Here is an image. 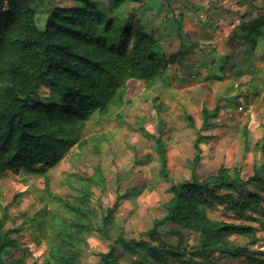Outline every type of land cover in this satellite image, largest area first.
Returning a JSON list of instances; mask_svg holds the SVG:
<instances>
[{
  "label": "rangeland",
  "instance_id": "374dc122",
  "mask_svg": "<svg viewBox=\"0 0 264 264\" xmlns=\"http://www.w3.org/2000/svg\"><path fill=\"white\" fill-rule=\"evenodd\" d=\"M94 1L111 15L124 18L133 13L139 19L152 38L156 55L162 56V77L150 88L138 79L127 81L122 97L91 114L80 143L54 166L39 164L0 175L3 229H16L12 234L15 244L6 254L18 264H58L49 257L43 222L46 230L48 222L57 225L55 216L63 218L61 224L71 219L62 200L93 207L100 219L102 211L120 195L114 216L127 237L137 238L149 229L153 219L162 215V204L172 196L169 181L178 183L191 177L187 161L194 157L193 140L202 123V103L211 109L219 100L221 109L213 126L202 130L206 138L201 144L197 178L216 172L221 165L247 177L263 160L264 22L258 34L242 27L264 17V0ZM79 4V0H37L35 23L42 28L52 6ZM61 94V89L43 85L33 102L48 105ZM154 97L158 98L155 102ZM189 114L193 125L188 123ZM155 137L163 142L160 150ZM247 191L260 198L257 205L253 202L245 208L242 216L239 210L213 200L206 212L211 218L249 225L250 232L234 233L230 239L237 245L257 240L250 246L252 256L258 253L264 264L260 212L264 211V180L246 182L230 193L242 201ZM86 236L77 264H95L97 253L107 251L110 243L95 230ZM166 238L178 241L176 236ZM114 253L120 264H153L149 256L142 252L132 256L120 245ZM227 258L218 255L211 262L246 264L243 257Z\"/></svg>",
  "mask_w": 264,
  "mask_h": 264
},
{
  "label": "trees",
  "instance_id": "16d2710c",
  "mask_svg": "<svg viewBox=\"0 0 264 264\" xmlns=\"http://www.w3.org/2000/svg\"><path fill=\"white\" fill-rule=\"evenodd\" d=\"M36 1L0 0V175L39 164L54 166L80 143L91 114L122 97L127 81L138 79L150 88L162 77V56L156 55L152 38L133 13L120 18L100 9L94 0H79L78 7H50L39 28L35 23ZM263 22L261 17L242 29L258 34ZM43 85L61 89L62 94L48 105L33 102ZM156 100L154 97L153 102ZM153 106L159 113L157 105ZM220 109L219 100L211 109L202 103V123L193 140L194 157L187 161L191 177L178 183L169 181L172 196L162 204V215L153 219L149 229L137 238L127 237L114 216L120 195L102 211L100 219L93 207L62 200L71 219L61 224L63 218L55 216L53 223L57 221V225L48 222L46 230L43 222L49 257L58 264H77L86 235L95 230L110 240L107 251L97 253L95 264H120L114 253L116 245L132 256L142 252L153 264H203L196 258L208 260L216 253L243 257L246 264H261L259 254L252 256L250 248L257 240L237 245L230 239L234 233L250 232V226L211 218L206 207L213 200L239 210L242 216L251 203L257 205L260 197L256 193L247 191L242 201H236L230 191H237L246 182L264 180V154L247 177L224 165L201 179L196 177L206 138L202 130L213 126ZM186 117L193 125V117ZM155 138L160 150L163 142ZM161 170L167 178L164 165ZM260 212L264 220L263 209ZM15 231L4 230L0 218V264H18L6 254L15 244ZM190 231L200 233L198 244L191 249L181 247V236ZM168 236H176L178 242L169 241Z\"/></svg>",
  "mask_w": 264,
  "mask_h": 264
},
{
  "label": "crops",
  "instance_id": "0c3cea01",
  "mask_svg": "<svg viewBox=\"0 0 264 264\" xmlns=\"http://www.w3.org/2000/svg\"><path fill=\"white\" fill-rule=\"evenodd\" d=\"M209 216V215H208ZM210 217V216H209ZM162 237H163V235H161ZM199 237H200V233L199 232H197V231H190V232H188V233H184L182 236H181V247H185V246H183V244L182 243H185V244H187V243H189V246L188 247H185V248H187V249H191V248H193V247H195L197 244H198V240H199ZM178 242V241H177ZM184 244V245H185ZM219 255V253H216V254H214L212 257H210V259H208V260H205V259H201V258H196L198 261H200V262H202L203 264H212V262L211 261H213V258L215 257V256H218ZM225 258H227V257H225ZM239 258H241V257H238V258H231V259H239ZM225 260H229L228 258L227 259H225ZM179 264V263H178Z\"/></svg>",
  "mask_w": 264,
  "mask_h": 264
}]
</instances>
